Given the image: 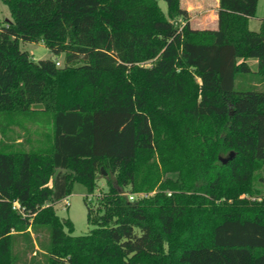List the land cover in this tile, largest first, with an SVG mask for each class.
Instances as JSON below:
<instances>
[{"label":"trees","instance_id":"obj_1","mask_svg":"<svg viewBox=\"0 0 264 264\" xmlns=\"http://www.w3.org/2000/svg\"><path fill=\"white\" fill-rule=\"evenodd\" d=\"M1 1L0 264H264L258 0H218L213 29L180 0L166 14L156 0ZM23 120L41 128L27 149L10 136ZM75 182L92 225L80 235L55 209Z\"/></svg>","mask_w":264,"mask_h":264},{"label":"rangeland","instance_id":"obj_2","mask_svg":"<svg viewBox=\"0 0 264 264\" xmlns=\"http://www.w3.org/2000/svg\"><path fill=\"white\" fill-rule=\"evenodd\" d=\"M162 11L166 14V3L164 0H156ZM210 2V0H208ZM198 10V9H197ZM194 11V10H193ZM191 11L190 15L194 14V12ZM195 13H198V11H195ZM198 16V15H197ZM196 17H193L190 21L191 26H195L194 23L196 20ZM261 17H264V0H258L257 4V10L256 15L254 18L250 21V28L254 27V25L258 22V19ZM5 19H11L10 12L8 7L0 0V23L4 24ZM209 26V25H208ZM20 48L22 50H26L30 53L33 60H39V59H45V58H52L56 60V62H59V66L63 65V54L55 55L53 54L42 41H20ZM250 64L255 67L256 64V58L251 59ZM251 79V75H242V79L239 81L243 83H248ZM261 90H264V85L259 87ZM22 126L25 128L22 129L18 126L13 127V132L10 133V136H16V139L18 141H21L22 147L28 148L29 142L27 138H30L31 142H35L37 137V132L40 131V127L34 123V121L31 120H23ZM27 129V131H26ZM1 137V136H0ZM264 178V167L257 171L255 173V179H254V185L263 188L264 191V181L262 180ZM107 190V186L105 184V180L100 177L97 182V187L94 190L92 195H88L87 197V203L89 204L90 208L92 209V214L97 213V200L100 194L105 192ZM86 194L85 187L78 182H75L72 187V191L70 195L60 201L56 204L55 209L57 215L62 219H70L73 222L74 230L72 232L73 235H80L88 232L92 225L87 222V209L84 204V196ZM29 230V229H28ZM41 239L45 240L46 235L41 234ZM20 246H23V244H20ZM30 255L23 258L22 262H19V264H28ZM39 259V257H38Z\"/></svg>","mask_w":264,"mask_h":264},{"label":"crops","instance_id":"obj_3","mask_svg":"<svg viewBox=\"0 0 264 264\" xmlns=\"http://www.w3.org/2000/svg\"><path fill=\"white\" fill-rule=\"evenodd\" d=\"M180 3L181 6L185 7L186 10L188 11L189 21H191L193 17H196L198 15L194 22L196 25L192 27L197 29H202V28L213 29L217 26L218 0H210V2H208V0H180ZM191 11H193L194 14L190 15ZM195 11H198V13H195ZM252 18H250L248 21L249 29L258 30L260 26V19H258V22L254 25V27L250 28V21ZM251 59L253 58H248L246 62L248 63L249 67L252 70H256L257 59H256L255 67H253L250 64Z\"/></svg>","mask_w":264,"mask_h":264},{"label":"built area","instance_id":"obj_4","mask_svg":"<svg viewBox=\"0 0 264 264\" xmlns=\"http://www.w3.org/2000/svg\"><path fill=\"white\" fill-rule=\"evenodd\" d=\"M56 64L59 65V62H56ZM130 198H132V196H130ZM12 207H13V209H18L20 211V206H19L17 201L13 202V206Z\"/></svg>","mask_w":264,"mask_h":264},{"label":"water","instance_id":"obj_5","mask_svg":"<svg viewBox=\"0 0 264 264\" xmlns=\"http://www.w3.org/2000/svg\"><path fill=\"white\" fill-rule=\"evenodd\" d=\"M232 156H233V153L231 152L227 158H221V160H222L223 162H226L227 159H228V158H231ZM103 173H105V172L103 171Z\"/></svg>","mask_w":264,"mask_h":264}]
</instances>
